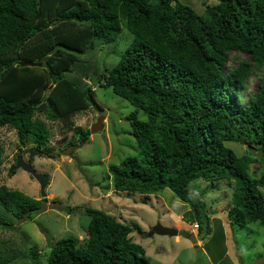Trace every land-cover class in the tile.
Masks as SVG:
<instances>
[{
	"label": "trees",
	"instance_id": "16d2710c",
	"mask_svg": "<svg viewBox=\"0 0 264 264\" xmlns=\"http://www.w3.org/2000/svg\"><path fill=\"white\" fill-rule=\"evenodd\" d=\"M123 27L130 44L114 65L100 69L92 51L97 43L116 41ZM58 49L76 56V70L48 67L46 60ZM231 52L237 54L232 66ZM241 54L246 56L238 58ZM251 74L260 83L242 103ZM55 85L58 94L72 85L81 106L61 112L68 105L63 98L64 103L53 100ZM96 86L110 87L135 107L127 119L139 155L109 166L114 190L139 193L145 203L170 188L189 204L201 229L210 218L200 214L201 191L188 185L223 180L232 188L230 224L264 226V0H218L202 14L178 0H0V128L14 129L19 144L31 142L32 149L47 152L52 135L47 121L63 120L84 144L90 130L74 125L71 116L98 108ZM138 108L145 120L138 118ZM76 141L72 137L66 145ZM228 142L248 149L238 154ZM2 161L0 141V166ZM253 162L259 174L250 170ZM45 200L0 185L5 218L29 219ZM66 210L89 216L85 238L57 239L49 245L46 264H152L130 236L144 233L139 223L118 221L98 208ZM5 218L0 216V227L11 228ZM25 250V259L39 264L37 247ZM15 259L0 239V264Z\"/></svg>",
	"mask_w": 264,
	"mask_h": 264
},
{
	"label": "rangeland",
	"instance_id": "374dc122",
	"mask_svg": "<svg viewBox=\"0 0 264 264\" xmlns=\"http://www.w3.org/2000/svg\"><path fill=\"white\" fill-rule=\"evenodd\" d=\"M178 1L188 4L199 14L204 12L205 5L218 2ZM130 41L131 35L123 27L116 41L108 44L97 43L91 55L97 60L100 69L110 68ZM86 55L88 54L82 56ZM236 55V52L228 55L230 66L235 65ZM245 56L241 54L238 58ZM75 57L72 53L58 49L49 55L50 62H46L54 71L67 69L69 66L76 70L77 67L72 64ZM35 65H43V61L32 66ZM258 75L261 76L262 72ZM259 83V77L251 74L241 98L239 97L242 103L247 102L249 95L257 91ZM69 87L67 91L62 89L61 94L55 93L58 85L52 90L55 102H63V98L68 105L66 109V106L59 109L61 112L81 106L72 97L74 87ZM95 99L98 108L88 107L71 116L74 125L89 130L101 119L102 126L95 132L90 131L84 144L77 143L72 131L65 129L63 120L47 121L52 132L47 152H35L31 142L26 145L19 144L14 129L0 128V141L3 145L0 185L18 189L36 199H46L42 209L32 212L31 218L21 221L9 216L5 218L7 212L0 206V216L12 224L11 228L0 227V239L7 254L16 255V259L10 264H32L24 255L27 252L25 249L33 246L38 249L39 264H46L49 245L57 239L72 236L82 241L85 238L89 216L78 210L68 213L66 206L98 208L118 221L139 223L144 233L134 231L130 236L134 242L145 248V256L152 264H264V226L257 223L244 226L230 224L227 210L230 207L232 188L226 181L198 179L188 185L189 189L201 191L204 209L200 214L203 219L206 215L210 218L209 222H202L201 229L193 228V224L197 223L194 212L189 211V204L176 196L170 188L151 194L145 203L139 193L128 194L114 190L110 178H107L109 166L120 163L128 156L139 155V148L127 119L135 107L106 86L95 87ZM39 117L44 118L43 115ZM138 118H147L141 108H138ZM72 137L77 141L66 145ZM72 145L75 146L71 152L65 153ZM227 145L238 154L248 149L246 145L238 142H228ZM251 151L258 154L255 148H251ZM30 152H33L31 158ZM17 155H22L25 161L30 160L37 172L48 177L45 196L41 195L39 182L29 172L15 166L14 174L10 175L11 167L16 165ZM250 170L256 174L260 171L256 162L251 164ZM260 191L264 196V185L260 187ZM175 222H178L176 227L180 228L176 235L148 234L157 223L171 227ZM188 234H193L195 241Z\"/></svg>",
	"mask_w": 264,
	"mask_h": 264
},
{
	"label": "water",
	"instance_id": "95a60500",
	"mask_svg": "<svg viewBox=\"0 0 264 264\" xmlns=\"http://www.w3.org/2000/svg\"><path fill=\"white\" fill-rule=\"evenodd\" d=\"M22 65H34L35 63L30 62V61H23L21 62ZM101 119L99 121H97L96 123H94L90 129L91 132H95L99 127H101ZM75 145H72L71 148L69 147V150L64 151L65 153L67 152H71V149L74 147ZM39 149H35V152H38ZM32 153L30 152L29 157H32ZM16 167H20L23 170L29 172L30 174L33 175V177H35V179L39 182L40 185V192L42 196H45V187L48 184V177L45 174L39 173L35 170V168L32 166V163L30 160L25 161L22 157V155H17L16 157ZM178 232V230L176 228L173 227H169V226H164L160 223H157L155 225H153L149 231V235L152 234H160V235H176ZM189 238H191L194 241V238L191 234H188Z\"/></svg>",
	"mask_w": 264,
	"mask_h": 264
},
{
	"label": "crops",
	"instance_id": "0c3cea01",
	"mask_svg": "<svg viewBox=\"0 0 264 264\" xmlns=\"http://www.w3.org/2000/svg\"><path fill=\"white\" fill-rule=\"evenodd\" d=\"M177 223H178V222H175V224H173V226H171V227H175L177 230L180 229V228L176 227ZM177 226H178V225H177ZM179 227H180V226H179ZM177 233H178V232H177ZM191 235L193 236V234H191ZM188 237H189V236H188ZM193 238H194V236H193ZM194 241H195V239H194Z\"/></svg>",
	"mask_w": 264,
	"mask_h": 264
},
{
	"label": "built area",
	"instance_id": "2783aa9c",
	"mask_svg": "<svg viewBox=\"0 0 264 264\" xmlns=\"http://www.w3.org/2000/svg\"><path fill=\"white\" fill-rule=\"evenodd\" d=\"M193 228H196V229L199 228L198 224L197 223H194L193 224Z\"/></svg>",
	"mask_w": 264,
	"mask_h": 264
}]
</instances>
